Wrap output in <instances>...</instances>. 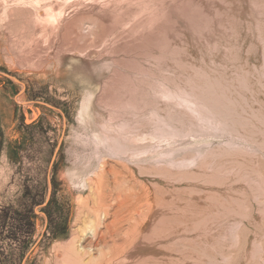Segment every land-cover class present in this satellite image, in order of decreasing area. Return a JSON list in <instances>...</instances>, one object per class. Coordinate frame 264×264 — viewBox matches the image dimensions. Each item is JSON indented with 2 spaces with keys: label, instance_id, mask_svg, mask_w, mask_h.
<instances>
[{
  "label": "rangeland",
  "instance_id": "374dc122",
  "mask_svg": "<svg viewBox=\"0 0 264 264\" xmlns=\"http://www.w3.org/2000/svg\"><path fill=\"white\" fill-rule=\"evenodd\" d=\"M111 117L140 153L185 143L125 161L98 137ZM99 159L157 209L80 264H264V0H0V264H76Z\"/></svg>",
  "mask_w": 264,
  "mask_h": 264
},
{
  "label": "bare ground",
  "instance_id": "6f19581e",
  "mask_svg": "<svg viewBox=\"0 0 264 264\" xmlns=\"http://www.w3.org/2000/svg\"><path fill=\"white\" fill-rule=\"evenodd\" d=\"M161 11L163 12V10ZM93 15L94 17L98 19L102 18V16L96 12H94ZM48 35H49L50 43H55V37L52 34H48ZM118 85H117V88H118ZM171 96L172 95L165 96V98L167 100L168 99L172 100V99L177 98L175 96L173 97ZM105 97L106 98L103 97V100L105 102L110 100V95H108V97L107 96ZM182 102H184V100H182ZM190 102L193 105H195L193 109L195 111L197 110L199 111L201 105L197 102V100H192V101L190 100ZM113 117L115 116L113 115ZM111 119L113 118L111 117L110 120L108 118L109 122L107 123V125L105 123V127H103V129L100 130L98 137L102 139L103 148H105L106 151L114 155L123 157L125 161L129 160L130 162H135V161L147 162L149 160H152V161L154 160L157 163L160 161H164V160L167 161L173 157L172 154L175 148L172 149V147L174 145H179L180 143L182 144L185 143L183 136L179 135V132L176 129L177 127H175L172 129V131H169L168 133H166L171 138L167 136L168 140L170 139V141L166 140L164 146H162V149L157 148V150L155 151L152 150V154L151 153H140V151L135 150L134 148L135 145L132 147V149L128 148V145L130 143H135V138L133 137L128 138V131L126 130L118 129L117 131L116 130L114 131L112 129L113 127L112 125L114 124L112 123ZM131 120H132L131 118H127L128 122ZM129 126L130 125H128V127ZM179 138L181 140H179ZM179 150H181V148ZM129 151H132L131 155L128 154ZM197 152H200V151L197 150ZM100 159H99L100 163L98 164L99 165L98 168L96 170H91L93 172L88 171L90 173L88 174V177L86 178V183L89 185V187H91V190L94 191V194L96 196L95 205L93 208L96 211V215H95L96 220L101 224L100 226L102 228H99V229L97 228L91 233L93 237L88 238L86 240L87 246H82L83 253H81L80 251L75 252V263L76 264L81 263L80 258L85 255L86 250H97L99 247L101 248L107 247L108 240L110 241L114 249L128 250V248L137 240V238H139L146 231L150 223V220L152 219V215L155 209H157L155 208V204H154L155 201L152 200L154 199V197L152 198L153 193L151 194L149 191H146V190H141L142 192H139V190H137L133 184L131 185L130 182H128L129 186L127 188L121 190V192L117 193L116 195H113L111 193L113 186L114 187L119 186L120 182H123V181H120L119 175L122 176L121 174L123 170H127V169L125 168V166L119 167L116 164L114 165V163L111 164L109 161H105L104 159L100 161ZM97 163L98 162H96V164ZM127 173L129 172L127 171ZM111 177L113 178L112 181L110 179ZM161 210L163 209H160V211ZM90 239L92 240L90 241Z\"/></svg>",
  "mask_w": 264,
  "mask_h": 264
}]
</instances>
